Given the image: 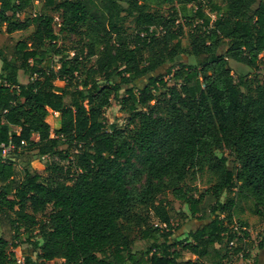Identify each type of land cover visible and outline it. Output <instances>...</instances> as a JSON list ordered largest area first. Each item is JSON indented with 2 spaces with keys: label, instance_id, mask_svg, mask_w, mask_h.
<instances>
[{
  "label": "trees",
  "instance_id": "1",
  "mask_svg": "<svg viewBox=\"0 0 264 264\" xmlns=\"http://www.w3.org/2000/svg\"><path fill=\"white\" fill-rule=\"evenodd\" d=\"M102 1L98 10L95 0H44L43 10L22 17L32 0H0L1 31L35 25L29 40L0 49V220L13 231L9 240L0 228V264L12 263L21 234L30 248L21 264H223L215 244L236 236L228 223L235 202L222 201L224 192L244 189L264 220V86L242 90L244 75L236 82L229 64L264 69V0H222L211 6L215 19L198 5L188 49L175 6L164 15L125 0L137 12L129 30L112 19L119 0ZM168 1L188 17L198 0ZM48 10L60 13L59 32ZM61 33L92 36L70 56L57 47ZM52 54L59 58L43 68ZM112 98L125 126L106 124ZM50 112L61 113L53 133ZM224 149L235 154L232 165L217 154ZM31 153L48 160L33 165ZM192 169H208L216 181L184 187ZM168 188L201 221L196 229L176 235L182 225H173L160 197ZM207 197L209 214L198 215ZM142 207L165 226H154ZM133 225L144 239L136 251Z\"/></svg>",
  "mask_w": 264,
  "mask_h": 264
},
{
  "label": "rangeland",
  "instance_id": "2",
  "mask_svg": "<svg viewBox=\"0 0 264 264\" xmlns=\"http://www.w3.org/2000/svg\"><path fill=\"white\" fill-rule=\"evenodd\" d=\"M139 2L146 6L151 11H158L164 15H169L173 11V6H175L178 11V21L183 25L184 33L181 37L182 45L184 48H190L192 34L195 32V26L201 22V19L194 18L195 12L198 8V5L202 6L203 10L215 19L216 11L211 10L213 4H223L222 0H198L195 4H189L186 7V13L189 15L185 17L181 9L182 7L174 2L168 0H139ZM44 0H32V7L27 8L22 17H32L36 12L43 10ZM95 7L99 8L98 10H103L106 8L105 1L95 0ZM132 11V13H130ZM55 18V30L59 32L61 16L60 13L48 10ZM112 19L114 22H117L119 25H123L129 30H133L134 27V16L137 13L136 10L131 9V6L125 2V0H119V7L113 6L111 9ZM195 19V23H190L191 19ZM35 30V25H32L26 30H20L13 33H4L0 30V49L5 52H11L15 44L20 40H29L31 34ZM85 30V29H84ZM87 32V31H86ZM89 32L95 33L91 28ZM92 35L88 36L83 33H61L60 38L56 41L57 47L60 48L63 53L74 56L75 53L80 52L84 47L86 42H89V38ZM87 54V49L84 51L83 58ZM59 58L55 54L49 56L43 64V68H51L53 66V61ZM94 59L85 60L83 66H90L94 63ZM190 56L183 54V60L188 62ZM229 64L232 68L234 78L236 82L240 81V77L244 75L245 82L241 85L242 90L246 91L248 89H254L257 85L264 86V69H262V64L256 68H250L249 66L236 62L234 60H229ZM26 77L22 80L24 81ZM138 84H143L146 79ZM147 81V80H146ZM174 83V81H170ZM57 86H62L64 81L55 80ZM126 114L122 112L121 106L118 100H111V105L107 108L105 112V120L107 126L111 124H117L119 126H125L127 123ZM46 121L50 124L52 133L54 130L61 127V113L60 112H50ZM66 145L63 142H60V148H65ZM217 154L227 155L230 160V165L235 161V154L230 150H218ZM33 158L32 164L35 165L40 162H46L48 157L43 158L38 155L30 154ZM216 181L215 175L208 169H192L188 172L186 178L181 182V185L184 187L191 188L193 190H203ZM144 180L137 184L138 187L143 184ZM161 198L167 200L170 208V213L172 215L173 225H182V228L177 230L175 233L179 235L184 232H188L191 229H196L201 221L198 220L195 216L192 215L189 206L180 200L174 198L170 188L166 189L161 195ZM234 200V205L231 207V217L228 218L229 228L232 233H235L236 236L232 241H228V238H225L223 242L216 243L215 248L225 254L223 264H264V249L262 250L259 247V242L264 235V220L257 214L254 213V199L253 197L246 192L244 189L241 190L240 187H236L233 190L224 192L221 200L228 202L229 200ZM213 203V199L207 197L204 202L201 204V208L197 211L198 215H208L210 211V206ZM51 207L47 211H50ZM140 213L144 217H148L154 226H165L159 222V220L152 216V213L147 207H142L139 209ZM45 215H39V218H44ZM147 225H144L145 228ZM0 228L2 234L8 238L12 239L13 231L9 226L6 220H0ZM245 231V232H244ZM247 232V233H246ZM142 228L139 225H133L130 230V237L132 239V250L136 251L144 247V239L142 237ZM20 236V246L15 248L14 251L17 254L14 256L12 253V263L11 264H21L24 255L30 253L29 244L25 241V235L21 234ZM36 257V253L34 254ZM186 258H194V255L188 254ZM21 260V262L19 261ZM45 264H62V259H54L46 262ZM206 264H215L210 259L206 260Z\"/></svg>",
  "mask_w": 264,
  "mask_h": 264
},
{
  "label": "built area",
  "instance_id": "3",
  "mask_svg": "<svg viewBox=\"0 0 264 264\" xmlns=\"http://www.w3.org/2000/svg\"><path fill=\"white\" fill-rule=\"evenodd\" d=\"M8 149H10V148H6V150L5 151H7ZM43 158H46V156H43ZM20 262H21V260H19Z\"/></svg>",
  "mask_w": 264,
  "mask_h": 264
}]
</instances>
